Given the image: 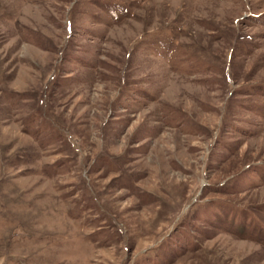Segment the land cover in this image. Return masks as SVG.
Segmentation results:
<instances>
[{
	"label": "rangeland",
	"instance_id": "1",
	"mask_svg": "<svg viewBox=\"0 0 264 264\" xmlns=\"http://www.w3.org/2000/svg\"><path fill=\"white\" fill-rule=\"evenodd\" d=\"M0 264H264V0H0Z\"/></svg>",
	"mask_w": 264,
	"mask_h": 264
},
{
	"label": "bare ground",
	"instance_id": "2",
	"mask_svg": "<svg viewBox=\"0 0 264 264\" xmlns=\"http://www.w3.org/2000/svg\"><path fill=\"white\" fill-rule=\"evenodd\" d=\"M155 125V124H154ZM86 153V152H85Z\"/></svg>",
	"mask_w": 264,
	"mask_h": 264
}]
</instances>
